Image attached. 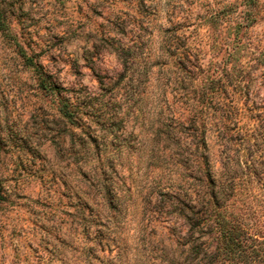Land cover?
Masks as SVG:
<instances>
[{"label": "rangeland", "instance_id": "374dc122", "mask_svg": "<svg viewBox=\"0 0 264 264\" xmlns=\"http://www.w3.org/2000/svg\"><path fill=\"white\" fill-rule=\"evenodd\" d=\"M260 245L264 0H0V264Z\"/></svg>", "mask_w": 264, "mask_h": 264}, {"label": "trees", "instance_id": "16d2710c", "mask_svg": "<svg viewBox=\"0 0 264 264\" xmlns=\"http://www.w3.org/2000/svg\"><path fill=\"white\" fill-rule=\"evenodd\" d=\"M209 178L214 182L211 174H209ZM220 224L222 232V242L224 243V255L230 258L231 244L235 243V228L231 227L232 223L230 222V220H228V217L224 213H222V222ZM262 249H264V246L260 245V264H264V251Z\"/></svg>", "mask_w": 264, "mask_h": 264}]
</instances>
